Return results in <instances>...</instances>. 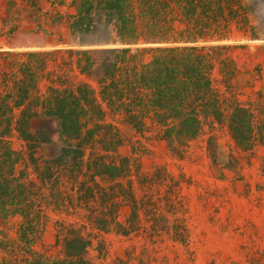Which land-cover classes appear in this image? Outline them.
Instances as JSON below:
<instances>
[{
	"label": "rangeland",
	"instance_id": "1",
	"mask_svg": "<svg viewBox=\"0 0 264 264\" xmlns=\"http://www.w3.org/2000/svg\"><path fill=\"white\" fill-rule=\"evenodd\" d=\"M72 1L0 0V53L28 52L0 55V264H264V0L222 1L230 29L199 42L230 46L212 87L251 109L242 130L225 103L199 127L134 125L69 57L30 56L72 47ZM82 85L97 109L64 124L48 103Z\"/></svg>",
	"mask_w": 264,
	"mask_h": 264
},
{
	"label": "trees",
	"instance_id": "2",
	"mask_svg": "<svg viewBox=\"0 0 264 264\" xmlns=\"http://www.w3.org/2000/svg\"><path fill=\"white\" fill-rule=\"evenodd\" d=\"M222 1L73 0L76 13L69 15L71 35L64 34L68 39L61 41L73 47L32 51L29 55L69 57L65 62L71 66L77 63L83 73L102 83L100 94L104 100L113 110H123L134 125H145L144 118L154 113L161 125L176 120L185 128L199 127L204 122L201 116L221 121L225 103L232 109L230 126L242 130L252 115L251 109L241 102L221 101L212 87L211 53L230 46L199 44L201 40L222 37L221 27L224 31L230 29L229 20L223 22L219 17L224 12ZM174 5L180 9L181 17L175 13ZM64 18L59 14L55 19ZM177 20L185 26L176 25ZM91 45L102 47L85 48ZM27 53L8 51L0 55ZM26 92L23 89L11 95L16 105L6 104V109L13 112L19 107ZM94 93L89 85H82L78 93L56 91L48 105L54 103L64 124L80 127L73 116L79 117L85 111L82 98L96 104L89 98ZM53 108L50 105L47 110Z\"/></svg>",
	"mask_w": 264,
	"mask_h": 264
},
{
	"label": "crops",
	"instance_id": "3",
	"mask_svg": "<svg viewBox=\"0 0 264 264\" xmlns=\"http://www.w3.org/2000/svg\"><path fill=\"white\" fill-rule=\"evenodd\" d=\"M73 47V46H72Z\"/></svg>",
	"mask_w": 264,
	"mask_h": 264
}]
</instances>
